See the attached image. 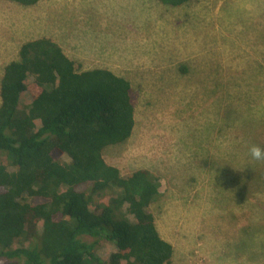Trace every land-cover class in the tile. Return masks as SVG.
<instances>
[{"label":"rangeland","instance_id":"obj_1","mask_svg":"<svg viewBox=\"0 0 264 264\" xmlns=\"http://www.w3.org/2000/svg\"><path fill=\"white\" fill-rule=\"evenodd\" d=\"M164 7L0 0V82L21 46L42 37L84 70L129 79L140 94L135 131L104 159L122 177L146 170L160 179L151 212L174 246L172 264H264V161L248 156L250 144L264 146V0Z\"/></svg>","mask_w":264,"mask_h":264},{"label":"trees","instance_id":"obj_2","mask_svg":"<svg viewBox=\"0 0 264 264\" xmlns=\"http://www.w3.org/2000/svg\"><path fill=\"white\" fill-rule=\"evenodd\" d=\"M157 1L184 10L197 2ZM139 97L129 79L84 70L51 38L21 46L0 82V264L173 263L151 212L160 179L122 177L104 159L133 136ZM107 245L115 251L104 259Z\"/></svg>","mask_w":264,"mask_h":264},{"label":"clouds","instance_id":"obj_3","mask_svg":"<svg viewBox=\"0 0 264 264\" xmlns=\"http://www.w3.org/2000/svg\"><path fill=\"white\" fill-rule=\"evenodd\" d=\"M248 156L251 161H264V146L260 144H250L248 146Z\"/></svg>","mask_w":264,"mask_h":264},{"label":"bare ground","instance_id":"obj_4","mask_svg":"<svg viewBox=\"0 0 264 264\" xmlns=\"http://www.w3.org/2000/svg\"><path fill=\"white\" fill-rule=\"evenodd\" d=\"M22 15V14H21ZM22 20V19H21ZM35 41V40H34ZM89 237V236H88Z\"/></svg>","mask_w":264,"mask_h":264}]
</instances>
